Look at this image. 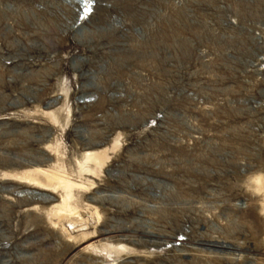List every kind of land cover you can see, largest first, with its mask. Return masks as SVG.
Masks as SVG:
<instances>
[{"label": "rangeland", "instance_id": "rangeland-1", "mask_svg": "<svg viewBox=\"0 0 264 264\" xmlns=\"http://www.w3.org/2000/svg\"><path fill=\"white\" fill-rule=\"evenodd\" d=\"M0 264H264V0H0Z\"/></svg>", "mask_w": 264, "mask_h": 264}]
</instances>
